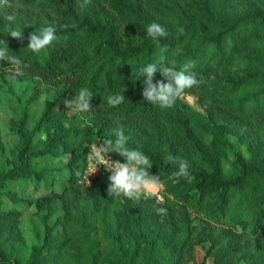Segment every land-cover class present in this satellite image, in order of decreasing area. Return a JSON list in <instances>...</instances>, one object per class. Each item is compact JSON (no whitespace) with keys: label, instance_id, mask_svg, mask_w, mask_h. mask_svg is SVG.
<instances>
[{"label":"trees","instance_id":"trees-1","mask_svg":"<svg viewBox=\"0 0 264 264\" xmlns=\"http://www.w3.org/2000/svg\"><path fill=\"white\" fill-rule=\"evenodd\" d=\"M151 22L169 32L158 44L146 34ZM49 25L57 39L31 52L29 33ZM17 27L23 40L8 36ZM0 41L22 61L19 68L0 61L18 106L8 121L16 142L0 163V264H243L244 251L263 257L264 0H91L83 10L78 0H10L0 6ZM161 56L175 60L177 70L195 62L202 82L183 95H195L202 112L182 97L167 108L144 100L142 78L134 80L132 70ZM156 67L153 83H166ZM81 88L93 93L92 108L70 114L65 101ZM42 90L44 107L30 127ZM121 91L125 101L109 107L107 97ZM229 127L245 152L231 151ZM117 130L151 159L163 203L157 196L109 197L108 173L83 177L89 143L114 140ZM39 132L44 138L35 141ZM65 154L61 190L26 201L39 222L28 248L22 212L4 210L3 198L20 200L10 189L16 181H47L35 159ZM181 161L194 177L190 183L170 179ZM205 243L211 262H196L194 248Z\"/></svg>","mask_w":264,"mask_h":264},{"label":"clouds","instance_id":"clouds-1","mask_svg":"<svg viewBox=\"0 0 264 264\" xmlns=\"http://www.w3.org/2000/svg\"><path fill=\"white\" fill-rule=\"evenodd\" d=\"M91 0H78V5L83 10ZM10 6V0H0V6ZM8 21H15V16L8 15ZM75 27V25H72ZM178 34L183 35L184 29L178 28ZM146 34L151 37L154 43H159L161 38H166L169 35L168 30L157 22H151L146 28ZM17 40H23L22 29L17 27L8 32ZM27 48L36 54H39L43 49L57 39L56 28L54 26H46L38 32H30L28 37ZM3 47H0V61H7L18 68L22 66V61L16 56L9 55L7 42L0 41ZM157 63L160 64V74L166 78L167 82L157 81L153 83V76L157 72ZM195 68V62L189 61L177 70L176 61L169 60L161 56L156 63H148L137 68L132 76L134 80H140L144 85L142 96L144 100L152 105L161 108L171 107L176 99L183 96L186 90L197 86L202 81L197 79V74L192 71ZM19 74V73H17ZM124 89H122L123 91ZM122 91L118 94L107 97L109 107H116L125 101ZM93 93L87 88H81L73 99L65 101L69 109L76 112H86L92 108L90 103ZM115 139H105L102 143L96 144L91 148V159L94 163V173L98 165H103L106 170H110L111 174L107 177L109 184L106 189L109 197H126L128 199L139 202L142 197L157 196L161 181L157 175H150L149 169L152 167L151 159L144 154L139 148H130L127 146V137L120 130L114 133ZM116 153L123 157V162L112 161L108 158V153ZM89 174V175H90ZM184 178L189 183L194 179L190 174L187 161H181L177 170L171 173L170 179ZM88 179V177H87ZM88 183H90L88 181ZM163 203V199H160ZM158 214H165L166 209L163 207L156 209Z\"/></svg>","mask_w":264,"mask_h":264},{"label":"rangeland","instance_id":"rangeland-1","mask_svg":"<svg viewBox=\"0 0 264 264\" xmlns=\"http://www.w3.org/2000/svg\"><path fill=\"white\" fill-rule=\"evenodd\" d=\"M8 85L7 76L4 72L0 76V92H5L4 97H2V101L0 102V129L1 136L4 143V151H0V163H5L6 158L9 155V149L16 142V137L11 134L8 130V121L11 117H14V114L18 112V106L16 103V99L8 94L6 91ZM19 90H22V87H18ZM54 92V90L52 91ZM27 94L24 95L22 101L25 102L27 98ZM47 96L46 90H42L39 98L34 102L31 107V112L33 114V119L30 124V127H33L35 122L38 120L43 107L45 98ZM183 100L188 104L192 105L196 110L202 112V108L199 106L197 97L191 94H185L182 96ZM70 114H73L75 111L72 109H68ZM221 122H223L221 120ZM225 124V123H222ZM229 127L226 131V135L228 141L230 143L231 151H243L245 152V147L241 144L235 134H233ZM44 138V132H39L34 140L42 141ZM100 142L98 138H95L89 143V146L96 145ZM70 155H60V156H44L39 157L34 160L36 166L38 168L44 169L45 174L47 175V181H39L34 182L32 180H19L11 184L10 189L15 192L19 201L14 203L10 201L8 198H3V208L4 210L15 208L22 212L20 217V229L22 230L28 248H30L31 244L36 242L35 231L34 228L39 227V222L37 217L34 215L35 207L27 206L26 201L32 200L40 195H43L50 190H55L59 192L63 185L67 182L68 179V168L66 167V163L69 160ZM77 170L80 169V165H76ZM101 176V175H100ZM99 177V176H98ZM163 189V185L161 184L160 190L157 194L158 199H161L160 192ZM235 232V231H234ZM237 233V232H236ZM208 244L205 243L204 246L196 245L194 248V260L196 262H201L204 259L207 263L211 262V258L205 256V250ZM263 257L259 259L260 252H250L244 251L242 254L243 264H264V247L262 248ZM191 264V262L189 263Z\"/></svg>","mask_w":264,"mask_h":264},{"label":"built area","instance_id":"built-area-1","mask_svg":"<svg viewBox=\"0 0 264 264\" xmlns=\"http://www.w3.org/2000/svg\"><path fill=\"white\" fill-rule=\"evenodd\" d=\"M99 143H101V141ZM93 146H95V145L89 146V151L87 153V159H86V168H85V170L83 172V177L91 176L92 178H97L98 176L100 177V175L102 176V175H104L106 173L111 174V171L110 170H106L103 165H98L96 171L94 173L90 174L93 171V167H94V163H93L92 159L90 158L91 157V148ZM107 156L112 161H117V159H115L110 153H108Z\"/></svg>","mask_w":264,"mask_h":264}]
</instances>
